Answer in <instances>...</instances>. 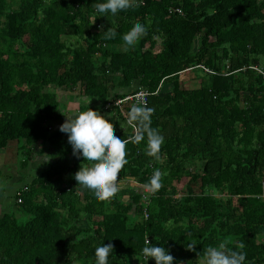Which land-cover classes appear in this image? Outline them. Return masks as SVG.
Here are the masks:
<instances>
[{
  "label": "trees",
  "instance_id": "obj_1",
  "mask_svg": "<svg viewBox=\"0 0 264 264\" xmlns=\"http://www.w3.org/2000/svg\"><path fill=\"white\" fill-rule=\"evenodd\" d=\"M10 1L0 0V151L24 141L27 166L39 141L55 143L46 123L63 117L56 96L43 92L51 85L80 84L83 95L103 103L93 109L106 110L117 136L136 135L128 123L135 101L118 104L126 96L109 99L106 85L141 80L154 109L149 126L165 137L161 159L147 154L145 132L127 144L119 180L145 185L157 168L190 180L186 191L163 185L149 204L136 187L97 201L76 187L83 157L57 144L52 163L20 192L17 211L0 217V264H94L104 242L114 245L111 264H134L145 236L183 264H203L209 245L241 242L246 264H264V76L253 68L264 70V0H141L109 18L96 12L95 0H20L17 10ZM137 22L148 34L136 49H116ZM110 26L117 35L105 38L102 27ZM70 29L88 35L86 47L67 49L62 37ZM96 55L109 59L102 73ZM185 71L199 77L198 88L181 86ZM225 189L226 199L209 193ZM192 241L195 250L185 245Z\"/></svg>",
  "mask_w": 264,
  "mask_h": 264
},
{
  "label": "clouds",
  "instance_id": "obj_2",
  "mask_svg": "<svg viewBox=\"0 0 264 264\" xmlns=\"http://www.w3.org/2000/svg\"><path fill=\"white\" fill-rule=\"evenodd\" d=\"M140 2L141 0H95L93 5L100 17L109 18V14L118 16L121 11L138 6ZM101 34L105 38H113L117 35V29L110 26L105 30L102 27ZM147 34L148 26L145 23H135L123 34V50L133 49ZM153 111V108L146 105L132 106L128 123L137 130V134L127 139L117 136L110 121L99 110L91 107L61 124L60 130L68 133L73 154L77 158L83 157L81 167L74 174L75 180L78 181L76 187L89 191L97 201L109 202L120 191L119 175L128 162L127 144L130 140L140 142L144 139L145 132L147 154L156 160L161 159V147L165 137L149 126ZM163 174L159 168L154 170L149 182L144 186L145 198H148V193L154 194L163 186ZM168 223L171 225L172 221L169 220ZM185 245L188 249L195 250L197 244L192 241ZM243 247V242L239 248H230L224 244L209 245L203 251L206 264H246L247 253L242 250ZM113 250L112 243L104 242L96 246L94 264H111L110 256ZM142 253L147 262L154 258L156 264H183V261H178L164 244L152 243L149 236L144 238ZM72 264H78V261L73 260Z\"/></svg>",
  "mask_w": 264,
  "mask_h": 264
},
{
  "label": "rangeland",
  "instance_id": "obj_3",
  "mask_svg": "<svg viewBox=\"0 0 264 264\" xmlns=\"http://www.w3.org/2000/svg\"><path fill=\"white\" fill-rule=\"evenodd\" d=\"M21 1L20 0H13L9 2V5L13 9H18L20 6ZM88 35L84 34L83 36H80L75 33L74 29H70L67 34L63 35L62 39L67 45V49H75L77 47H86L87 43L85 39H87ZM161 42L162 39H158V45L157 50L161 49ZM199 39H196L194 44V51H196L199 47ZM2 47H6L5 43L3 42ZM109 48V46H106ZM136 49V47H134ZM114 49V47H113ZM118 50L124 51L122 46L119 48H116ZM95 66L97 70V73H102V68L107 65L109 59L103 58L101 55L95 56ZM112 75V74H111ZM119 75V74H118ZM193 76L190 73H187V71L183 72L179 76L180 84L183 88L186 89H194L198 88L200 80L199 77ZM202 78V76H200ZM173 84L171 83L169 86H165L163 88L162 93H168L172 89ZM106 87L109 89L107 91V94L109 95V99H112L115 95L123 94L126 96L121 101L126 102L127 97L132 96L136 94L141 87V80H135L133 84L129 87H122L115 84H107ZM46 94H52L55 95L58 102H59V108H58V115H61L63 118L60 120H53L52 122H47L46 127H48V138L51 137L52 140L55 142H50L48 139L41 140L35 145V150L32 155V161L29 162V164L26 166L24 163V160L26 159V149L21 147L19 144H23V146L26 144L24 141H14L8 146L7 148L0 151V187H3L5 190L9 188L12 192L9 195L10 196V203L12 205L11 208L6 206L5 210H11L13 212H16L18 209V196L21 192V189L29 185L36 177H38L42 171L48 167V165L54 160V156L56 155V146L57 144H60L64 149L71 148L72 145L69 143L68 140V133L62 132L60 130L61 124H63L68 118L73 119L80 111L87 110L89 107H99L102 106L103 103L99 101L97 97H88L81 93V85L79 84L75 88H66L63 86L58 85H51L49 87H45L43 90ZM94 98V99H93ZM119 101V102H121ZM130 101V100H129ZM103 115L105 117H108V113L103 112ZM20 146V147H19ZM9 148V151L7 153H2L4 150L7 151ZM2 153V154H1ZM73 157V154L70 155ZM29 166H32V169H29ZM200 166V163L197 162L196 164H192L189 166V169L192 172L197 171ZM41 172V173H40ZM164 174L162 176L163 185H168L172 187H177L178 190L186 191L187 185L189 184L190 177H183L182 179H177L175 177L172 178L170 176L169 171H162ZM38 173H40L38 175ZM120 190L127 187H137V183L134 178H131L130 181H120ZM23 188V189H24ZM192 188L195 193H200V183H193ZM22 189V190H23ZM209 193L211 195L216 196L217 198H223L226 199L229 194L228 191L225 190H217L212 191L210 190ZM5 211H0V217L3 216V213ZM6 213V212H5ZM140 261H135L134 264H140ZM200 263L205 264L206 260L200 261Z\"/></svg>",
  "mask_w": 264,
  "mask_h": 264
},
{
  "label": "built area",
  "instance_id": "obj_4",
  "mask_svg": "<svg viewBox=\"0 0 264 264\" xmlns=\"http://www.w3.org/2000/svg\"><path fill=\"white\" fill-rule=\"evenodd\" d=\"M171 12H173V10H171ZM176 12L180 15H184V12L182 9L178 8L176 9ZM260 75H263L264 76V70L263 69H260L259 67H253ZM148 97H149V92L147 90H144V89H140L136 94L132 95V96H129L127 97L126 99V102L129 101V100H134L136 104H139L141 106H144V105H147V102H148ZM124 101H121L119 102L118 104H121L123 103ZM130 179H128V181H130ZM127 181V180H126ZM136 183H137V189L140 191V193L143 195V198L145 199V201L147 202V204L150 203V198L151 196L153 195L152 193H148V198H145V185H142L140 184L136 179H135ZM24 190H27V187H25L23 189ZM21 201V200H19ZM145 217L148 218V213H147V209H145ZM140 264H148L149 261L147 262L145 259H144V256H143V253L141 255V260H140Z\"/></svg>",
  "mask_w": 264,
  "mask_h": 264
},
{
  "label": "crops",
  "instance_id": "obj_5",
  "mask_svg": "<svg viewBox=\"0 0 264 264\" xmlns=\"http://www.w3.org/2000/svg\"><path fill=\"white\" fill-rule=\"evenodd\" d=\"M10 146V145H9ZM9 151V148H8V150L7 151H3L2 153H7ZM1 153V154H2ZM52 163V162H51ZM33 167L32 166H29V169H32ZM47 168V167H46ZM41 173V172H40ZM40 173H38V175L40 174ZM24 188V187H23ZM22 188V189H23ZM22 189H21V191H22ZM11 190L9 189V188H7L6 190H5V194H4V196L0 199V211L2 210V212H3V210L6 212H4L3 213V216L5 215V214H7V213H10V212H12V209L10 210H5L4 208L6 207V206H8V203H9V208H11L12 207V205H11V199H10V194H11ZM141 260V256H139V257H137L136 259H135V261H140ZM134 261V262H135Z\"/></svg>",
  "mask_w": 264,
  "mask_h": 264
}]
</instances>
